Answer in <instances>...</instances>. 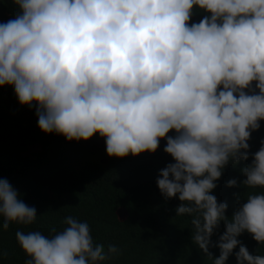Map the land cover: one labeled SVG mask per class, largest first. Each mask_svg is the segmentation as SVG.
<instances>
[{"label": "clouds", "instance_id": "9594fccd", "mask_svg": "<svg viewBox=\"0 0 264 264\" xmlns=\"http://www.w3.org/2000/svg\"><path fill=\"white\" fill-rule=\"evenodd\" d=\"M10 2L18 13L0 23V87L14 86L21 105L35 106L40 130L68 141L98 133L116 158L155 153L166 140L175 162L156 183L181 202L177 216L192 217L193 243L213 264H226L238 245L237 264H264L237 239L248 232L264 245V192H248L231 218L212 194L230 162L249 159L264 120V0ZM194 9L207 13L198 23H190ZM241 171L246 189H264V142ZM36 219L0 179V230ZM63 224L48 235L15 232L25 264H111L121 254L96 243L86 221L66 216Z\"/></svg>", "mask_w": 264, "mask_h": 264}, {"label": "trees", "instance_id": "16d2710c", "mask_svg": "<svg viewBox=\"0 0 264 264\" xmlns=\"http://www.w3.org/2000/svg\"><path fill=\"white\" fill-rule=\"evenodd\" d=\"M17 13V6L10 0H0V23L14 19ZM205 15L194 9L190 23H198ZM262 142L264 120L251 133L249 159L236 165L230 162L215 182L212 194L218 202L227 203L229 218L246 202L248 192H264L260 188L246 189L241 171L252 163ZM165 146L162 139L155 153L109 157L105 139L98 133L87 141H68L62 135L42 132L35 106L21 105L14 86L0 87V179H6L37 213L31 226L13 224L0 230V264H25L28 259L16 241L17 230H38L48 235L50 228L64 227L66 216L86 221L94 241L103 244L106 251L109 245L120 250L111 264H213L192 241V217L177 216L181 202L178 198L165 199L157 186L161 170L175 162L164 152ZM232 179L237 180L236 187L228 186ZM224 231L222 221L211 237L209 252L213 258L220 255L215 245ZM237 239L250 254L264 255V245L248 232ZM238 251L239 245L226 264H237Z\"/></svg>", "mask_w": 264, "mask_h": 264}, {"label": "rangeland", "instance_id": "374dc122", "mask_svg": "<svg viewBox=\"0 0 264 264\" xmlns=\"http://www.w3.org/2000/svg\"><path fill=\"white\" fill-rule=\"evenodd\" d=\"M30 148H31L32 150H34V149H36V146H31Z\"/></svg>", "mask_w": 264, "mask_h": 264}, {"label": "water", "instance_id": "95a60500", "mask_svg": "<svg viewBox=\"0 0 264 264\" xmlns=\"http://www.w3.org/2000/svg\"><path fill=\"white\" fill-rule=\"evenodd\" d=\"M100 161H101V162H106V159H101Z\"/></svg>", "mask_w": 264, "mask_h": 264}]
</instances>
